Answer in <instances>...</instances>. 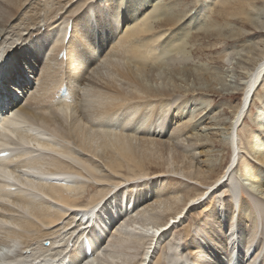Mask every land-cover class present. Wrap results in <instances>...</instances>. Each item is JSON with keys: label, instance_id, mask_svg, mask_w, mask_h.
Masks as SVG:
<instances>
[{"label": "bare ground", "instance_id": "6f19581e", "mask_svg": "<svg viewBox=\"0 0 264 264\" xmlns=\"http://www.w3.org/2000/svg\"><path fill=\"white\" fill-rule=\"evenodd\" d=\"M0 1V8L3 5L7 7L5 12L7 19H3L5 23L3 27L18 10L26 5V9L21 13V19L16 20L13 26H9L10 32H5L2 35V42L0 41V151L8 153L6 157L0 158V169L11 172L15 180L21 182L17 184L13 180L6 179L4 173L0 172V264H52L53 262L54 264H131L133 260L131 257L136 253H132L131 256L127 251L132 248H134L132 251L137 249L140 245L138 243L141 242L145 247L142 254L145 259L143 258L144 261L142 260L140 264H146L150 258L148 256H151L149 252L151 253L152 245L159 238L166 237L164 236L166 232L183 219L185 216L183 211L187 205L200 203L204 205L208 194L216 191V188L212 189V187L226 178L225 173L232 168L227 169L224 175H220L216 180L213 178L214 175L210 177L214 179L213 183L206 185V188L197 196L189 194L181 212L171 217L167 216L164 223H157L158 221L154 223L153 220L157 216L150 214L160 209L168 210L172 204V201H170L171 204L169 203L168 198L162 199L159 195L153 198L155 203H152L153 206L151 204L138 208L154 190L155 180L150 178L146 163H155L153 161L156 155L160 159L159 157L171 153L169 145L154 141L158 134L154 136L153 130L166 114H170L175 119L174 117L183 115V109L197 104L196 101L185 98L178 102L179 107L174 108L170 105L171 95L167 92L169 87L174 85L171 79V68L174 67L175 62L184 65L187 61L185 37L188 26L179 28L167 38L168 40L165 38V42L163 41L160 45H158L159 40L160 42L163 40L160 35L154 34V37L148 40L142 37V34L153 31L152 23L156 21L175 26L182 14H174L173 8L178 9L181 5L175 3L170 8V6L166 7L169 4H154V0H105L109 7L105 9L106 16L101 15L100 19L92 24L86 13L82 11L79 14L87 0H78L77 3L74 0ZM150 6L153 7L151 14L141 17L145 9ZM212 6L218 7L215 10L220 17L218 20L224 19L226 25L231 22L228 20L234 17L253 22L248 8L251 11L255 9L248 0H239L237 5L231 0H210L209 7ZM201 15L202 10L196 15L197 31L207 33L216 30L217 32L221 28L215 22L217 19L209 18L208 22L202 24L199 18ZM254 15H256L255 12L253 17ZM57 17H59L58 20ZM122 21V25L124 22L132 24L126 26L117 42L108 44L107 50H104L102 42L91 47L88 42V33L93 27L105 36L109 33V37H114V32L118 30V25ZM40 23H43L44 31L41 38L34 43L37 48L34 46L33 48L39 56L42 52L46 54L40 59L37 58L39 69L35 77H31L34 74L27 75L28 79L34 80V84L30 87L31 82H26L27 79L21 73H16L13 77L12 73V75L9 74L12 68L8 67V62L14 49L24 42L23 33H30L32 28ZM42 25H38L39 31ZM63 50L65 57L58 60L57 55ZM173 52L177 58L172 57ZM48 53L55 54L52 58V55L49 56ZM196 70L200 74L207 72L203 67ZM86 71L89 74H86ZM98 71L106 75L103 76ZM108 72L110 81H108ZM263 72L264 53L246 74L242 104L235 109L236 112L228 126L225 143L230 153L234 155L231 163H236L238 159V138L243 142L236 131L244 117L243 103L253 88L260 85L259 80ZM91 73L92 75L88 76ZM95 74L97 77L94 76V79ZM116 76L118 78H115ZM120 81H125L143 91L147 97L144 104L137 94H133V91L125 92L119 89L117 82ZM74 85L78 88L85 87L86 91H90H85L86 93L83 91L82 97L79 98V94H76L78 88H74ZM60 90H64L65 93L59 94ZM75 101H78V106L81 103L83 109L80 111H85L82 120L87 121L88 125L83 127L74 124L67 129L71 112L74 110L71 104L74 102V106H77ZM21 103L24 104L23 107L18 106ZM257 123L262 125L264 132V117ZM185 129H188V133L191 134L195 131V127H184L181 130ZM139 132L144 137L137 139L135 136ZM177 134L176 131L172 136ZM174 136L173 138H176ZM262 140L264 137L258 134L249 135L248 153L256 162L239 166V161L243 158L241 155L236 165V167L239 166V172L243 173L241 175L245 181L244 191H254L257 196H261V199L252 196L253 192L246 193L247 197L253 200L252 214L247 213L246 205H241L242 215L246 217L251 215V227L249 226L248 231L239 228L237 230V226L229 218L231 220L226 225L225 232L232 234L236 231V235L232 234L233 236L228 239V241L233 240L236 247L231 246L226 251L227 257L232 254L228 264H236L241 260L242 254L235 255L237 253L234 251L237 248L241 249V253L250 250L249 248L254 244L253 228L258 224L261 226L260 235L262 236L259 248L264 246V146ZM32 144H38L40 147H28ZM76 145L80 148L78 150L85 151L87 155L101 160L107 172L105 174L110 177L101 174L102 177L98 175L97 178L95 173L100 174V169H97L96 163L79 159L74 151ZM63 160L70 161L71 164ZM189 165L185 167L186 171L191 168ZM124 168L127 172L123 174ZM53 174L63 176L64 180L55 182L45 178ZM200 174L201 171L195 172V181ZM113 176H120L121 179L112 182L113 178L109 181ZM78 177L80 179L83 177L86 182L80 183ZM139 179H144L145 184L138 191L134 187L126 191L120 188L122 184L137 182ZM99 182L105 185L98 191L97 198L94 195L89 203L79 205L77 197L73 195L74 192L86 187L85 185L91 188L101 187ZM21 184L24 186L21 187ZM215 187H218V184ZM239 187L240 182L237 178H233L228 197L229 202L234 205L238 202L236 191ZM215 202L210 201L207 206L211 211L208 212L216 217L223 212L219 205L215 206ZM134 214L136 218L131 220V215ZM118 221L117 233L107 237L108 229ZM146 222L149 223L146 224ZM183 231L184 236L189 235V229L185 228ZM45 240L48 241V247L43 245ZM169 242L164 247L165 253H162L164 256H158H163L162 264H190L180 254L178 244ZM17 243L22 247H17ZM86 244L90 248L89 255L85 252ZM26 251L29 252L27 255ZM201 252L203 251L200 248L194 254L193 264H201L199 262ZM156 260L153 264H160V261Z\"/></svg>", "mask_w": 264, "mask_h": 264}, {"label": "rangeland", "instance_id": "374dc122", "mask_svg": "<svg viewBox=\"0 0 264 264\" xmlns=\"http://www.w3.org/2000/svg\"><path fill=\"white\" fill-rule=\"evenodd\" d=\"M74 1L75 3L78 2V0H74ZM231 1H233L236 5L239 2V0H231ZM248 1H250L252 7H254L255 9V11L254 10L251 11V9L248 8L251 12L250 15L252 16L251 19L253 22H248L244 20L242 21L240 19L243 18L234 17L232 19H229L228 21L231 22L228 23V25H226L224 23V19L218 20V18L220 19V17H218L217 12L215 13V10H217L218 7L215 6L209 7L210 0H154V4H159V5L169 4L166 7L170 6V8H172V6H174L175 3L176 4L178 3L177 5H181V7L178 9L173 8V13L174 14L181 13L182 17L179 20V22L176 24L178 27L176 25L171 26V25H166V23L163 24V22L161 21L158 22L156 21L152 23L153 31L151 30L145 35L142 34V37L143 38L145 37L144 40L146 39L148 40L149 38L151 39L152 36L154 37V34L155 36L160 35L161 40L163 39L161 42L159 40L158 45H160L161 43H163V41L165 42V38L167 39L169 36H171L172 33L177 31L179 28L188 26L187 28L188 33L187 36L185 37L186 38L185 53L187 56V61L184 63V65L182 63L175 62V64L173 65L174 67L171 68L172 70L171 79L174 85L170 86L167 91L169 95H171V100H169L171 102L170 105L174 106V108H177L179 107L178 102H180V100H183L185 98L196 101L197 104L196 106L193 107L188 106L186 109H183V115L174 117L175 119H173V117L170 114H169L170 116L166 114V116L163 117L164 119L162 118L161 122L157 125V128L153 130L154 136L158 134L157 135L158 138H156L157 137L156 136L154 141L156 140L157 142H163L166 145H169V150L171 151V153L159 157L160 159H158V156L156 155L153 161L155 163L152 164H149V162L146 163L147 171L148 174H150L149 175L150 178L152 180L153 179L155 180V181L153 180L154 190H152L153 194L151 192V195H149L146 198V200L143 202V204L139 205L138 208H141V206L151 205L152 203L155 204L153 198H155L156 196L161 195L162 199L168 198L170 204H171L170 201H172V204L168 207V210L160 209L155 211L154 214L153 212L152 213L150 212L151 214L149 213L151 216L152 215L157 216L156 219L153 220L154 223L156 221H158L157 223H164L167 220L166 219L167 216L171 217L176 215V213L181 212L182 207L185 204L184 201L186 200L189 194L191 196L199 195L201 191H203L206 188V185H210L211 183H213L214 179L216 180L220 175H224L227 169L229 170L230 167L232 168H230V170L227 173H225L226 178H223L222 181L225 180L226 182L220 181L219 183H216L212 187V189L216 188V191H214L212 194L209 191L210 194H208L207 198L205 199L204 205L203 203L196 205L188 204L185 210L183 211V215L185 214L183 219L166 232V234L164 235L166 237H163L162 239L159 238L160 240L158 239L159 244L157 243L158 242L157 240L156 243L152 245V249L150 250L151 253L149 252V255L151 256H148L150 258H148L147 261L148 263L150 262L149 264L155 263V261H157L156 259H158L160 261V264H162V257L164 256V254L162 253H165L164 247H166L167 245L166 243L169 241L178 244L180 254L185 259H187L186 261H188L190 264H193V262L195 261L194 254L200 248L203 251L201 252V257L199 255V257L201 258L199 262H201V264L202 263L228 264L230 257H232V254L227 257L226 251L231 246L236 247L233 240L228 241L230 236H233L232 234L236 235V231H233L232 234L225 232V227L229 223V220L231 219L233 220V223L237 226V230L239 228L244 231L246 230L248 231L250 229L249 226L251 227V223H250L251 215L249 217L243 216L241 205L244 206L246 205L248 210L247 213L250 212L252 214L253 209L251 210V208L253 206V200L249 199L250 197L248 198L247 196L248 194H251V192H253L252 196H255L257 198L259 197V199H261L260 198L261 196H257L255 192L251 190H248V192L244 191L245 188L243 187V183L245 181H243L244 178L241 175L243 173L242 171L241 173L239 172L240 170L238 169V167L243 164L244 165L255 164L256 162L255 159L254 158L252 159L248 153L247 141H249V135L254 136V134H258L260 135V137H264L262 125H258L257 123L258 121H262L264 117V72L262 73L261 79L259 80L260 85L258 84L259 86L258 85L255 86L253 88V91L251 92V96L248 101L249 105H247L248 107L245 110L246 112L244 111L243 113L244 117L242 121L243 120L244 121L243 122L241 121V123H239V125L236 128L238 135L243 141L241 142L240 139L238 138V159H236V163H231L232 157L234 155L230 153L229 148L225 143V138L227 137V133H228V126L232 121V117L234 113L236 112L235 109H238L239 106H241L242 104L243 84L247 76L246 74L253 68L254 64H256L257 60L264 53V0H248ZM104 2L105 0H87L84 8L80 10L79 14L83 11V13L87 14L88 19L92 21V24H95L97 19H100L101 15L106 16L105 9L107 10L109 7L108 4ZM25 6H23L21 10H18L16 12V14L12 18L13 20L10 19L9 23H7L5 27H3V25L5 24L3 19H7L5 17L6 16L5 12L7 11V7L4 5L1 6L0 41L3 38L2 35H4L5 32H10L11 28L9 29V26H13L16 23V20L21 19L22 17L21 13L24 11V9H26ZM5 7L6 9H4ZM152 9H153L152 6L147 7L145 9L146 11L144 12V14L141 15V17H145L151 14ZM200 10H202V15L199 18H201L200 21H202L201 22L202 24L204 22H208L209 18L217 19L215 22H217V24L220 25L221 27L217 32L216 30H212L211 32H207V33L197 31V29L195 28L196 26L195 21L197 18L196 15H198V12ZM254 12L256 13V15H254L253 17ZM72 18L73 17L71 16V19ZM56 19L58 20L59 17H57ZM65 23H67V21ZM42 24L43 23H40L38 25L41 26ZM88 24L92 25L91 23ZM122 24L123 21L120 22V24L118 25V30L116 31L118 33L114 32V37H109L110 35L109 33L108 36H105L104 34H101L96 27H93L94 29L92 28V31L88 33V42L91 45V47L98 44V42L99 43L102 42V44H104L103 47L104 50H107L108 44L112 45L113 43L117 42L119 40L121 33L125 31L126 26H129L132 23L124 22V25ZM38 25L32 28L30 33H26V32L23 33L24 42H22L20 46L14 49L9 59L10 63L8 62V67L12 68L9 74L12 73L13 75L12 74L11 75L13 77L14 75H16V73H21L22 76L25 79H27L26 82L28 81L29 83L31 82L30 87L32 86V84H34L33 83L34 80L28 79L27 75L34 74V76L32 75L31 77H35V74L38 72L39 69L37 58L40 59L43 55L46 54L42 52L41 56H39L38 52L35 51V48H37V46H35L36 44L34 43H36L38 39L41 38V34L44 31L43 25L42 28L40 27L41 28L40 31ZM33 46L35 48H33ZM48 54L49 56L52 55L51 57L53 58V55L55 53L52 54L48 53ZM172 57L177 58V55H175L173 52ZM200 67L206 68L207 72L205 73L203 72V74L198 73L196 69ZM87 71L86 74L88 73ZM90 72L91 71H89V73ZM98 72L103 76L106 75L101 71ZM91 75L92 73L88 76ZM94 76L95 78L97 77L96 74L93 75V78ZM115 78L118 77L116 76ZM108 81H110L109 72H108ZM127 86L130 89L126 88ZM117 87H119V89H122V91L125 92H128V90L129 92L133 91V94H137L140 97L141 101L143 102L142 104H144V101L147 99L143 91H140L135 87H132L125 81L117 82ZM123 87L126 90H124ZM74 88H78V87L74 85ZM84 88L85 87H79L78 89H76L77 91L75 90L76 94H79V98H81L82 94L86 91V89ZM134 90L139 92L135 93ZM77 103L78 101L77 102L75 101V104ZM23 105L24 104L21 103L18 106L23 107ZM71 105H72V109L74 110H72L71 112L72 114L70 118V124L66 126V128L70 129L74 124L87 126L88 125L87 121L82 120L84 119L82 118V115L83 117L85 116L84 113L85 111L83 112L80 111L83 109L81 108L82 107L81 103L79 106L78 104L77 106H74V102ZM184 127H188V128L195 127V131L192 134L188 133V129L181 130ZM176 131L178 134L177 136L173 135L174 137H176L173 138L172 134H174ZM70 133L72 134V132ZM139 133H137L138 135L136 134L135 136L137 139L144 137L141 135V132ZM125 134L128 133L125 132ZM262 142L264 146V140H262ZM74 143L78 144L77 142ZM78 149L80 148H78L77 146L76 149L74 148V151L77 152V153L75 152V155L79 157V159L84 161L88 160V162L90 163L93 162L94 164L96 163L97 169L98 170L100 169L99 170L100 174L95 173V175H97V178L98 175H100L101 177L102 175L103 176L108 175L105 174L107 172L106 169H104L105 167L101 160H99L98 158H94L91 155H87L88 154L87 152ZM240 156L243 158L239 161V166L236 167ZM169 158L171 159V161ZM164 159L167 161H165ZM168 162L171 163V165ZM165 163L167 166L165 165ZM188 165L189 168L190 167L191 168L188 169V171H186L185 167L186 166L188 167ZM197 171H201L202 175L200 174L201 177L200 176L196 177L197 181H195L194 177H195V172ZM123 172L126 173L127 170L124 168L122 170V173ZM212 176L214 179H210V177ZM227 177H228V181H227ZM233 178H237V180L240 182V187L236 191L238 202L235 203V205L229 202V197H228L230 194V183L232 182ZM117 179L120 180L121 179L120 176H113L112 178L109 179V181L111 180L112 182H117ZM104 180L108 181V179H104ZM78 181H80V183L86 182V180L83 177H81V179L80 177H78ZM143 181L144 179H139L137 180V182L136 181H132V183L127 182L125 184H122L120 188L126 191V190H132L130 188L134 187L138 191L139 189H141L143 184H145L143 183ZM220 183L221 185H219ZM100 184L101 187L91 188L85 185L86 187L82 188L83 190L82 189L76 190L74 192L75 194L73 195L77 197L78 204L82 205L85 203H89L90 198H92V196L94 195L96 196L98 191L101 190L102 186L105 185V183H100ZM217 184L218 187H215ZM122 190L121 192H123ZM174 192L177 193L178 195L175 194ZM173 199L174 200L178 199V200L173 201ZM213 200L216 201L215 206L217 205L220 206L223 212L222 215L220 214L215 217L213 216L212 213H209L211 211L209 210L207 205L209 204L210 201ZM134 211L135 210H133V212ZM160 212H162L163 214ZM134 217L135 214L131 215V220H134ZM206 217L208 218L206 219ZM148 223L149 222H146V224ZM117 225L119 226V221L117 224H115L114 226L108 229V234L106 235L107 237L114 235V233L115 234L117 233ZM259 225L260 224H258L257 227L254 226L253 228L254 233L252 238L254 239L253 241L254 244L251 248H249L250 250L252 249V251L249 250L246 251V253L245 252L241 253V249L235 248L236 250L234 252L237 254H235L234 252L233 253L236 256L239 253L242 254L241 260L238 261L236 264L264 263L263 262L264 246L262 245L263 247L259 248V244L261 243L260 241L262 237L260 235L261 226ZM185 228L189 229L188 236H184L183 230ZM169 237H171V239ZM247 238L249 237L247 236ZM138 244L140 245H138L139 247H137V249L135 250H139V251H135V250L132 251V249L134 248L127 251V253L129 252L128 254L130 255L132 253H136L133 256L131 255L132 256L131 258H133V260L130 259L132 260L131 264L132 263L140 264L142 260L144 261L145 259L144 257H142L143 250L145 249L144 244H142V242ZM99 246H97V248L100 249L101 247ZM159 255H163V256L158 257ZM147 262L146 264H148Z\"/></svg>", "mask_w": 264, "mask_h": 264}, {"label": "snow or ice", "instance_id": "6c2138e0", "mask_svg": "<svg viewBox=\"0 0 264 264\" xmlns=\"http://www.w3.org/2000/svg\"><path fill=\"white\" fill-rule=\"evenodd\" d=\"M28 147H36V148H39L40 145L38 144H32V145H28ZM0 172H3L4 173V176L6 179H9V180H13L15 183L17 184H20L21 182L19 180H15L13 174L11 172H5L3 169H0ZM24 185L21 184V187H23Z\"/></svg>", "mask_w": 264, "mask_h": 264}]
</instances>
